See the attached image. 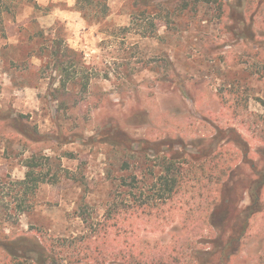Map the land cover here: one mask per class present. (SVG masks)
Returning <instances> with one entry per match:
<instances>
[{
  "label": "rangeland",
  "instance_id": "1",
  "mask_svg": "<svg viewBox=\"0 0 264 264\" xmlns=\"http://www.w3.org/2000/svg\"><path fill=\"white\" fill-rule=\"evenodd\" d=\"M259 1L0 0L4 233L32 237L38 228L84 246L112 209L99 244L134 264H264V192L242 244L228 245L236 201L251 203L245 186L234 185L253 180L245 158L264 168ZM221 5L245 13L247 23L233 28ZM74 61L80 65L64 86L61 67ZM170 155V178L184 183L174 195L161 185ZM29 162L45 184L22 183ZM235 166L243 167L230 182ZM218 182H229V202L211 222ZM162 197L146 213L129 209Z\"/></svg>",
  "mask_w": 264,
  "mask_h": 264
},
{
  "label": "trees",
  "instance_id": "2",
  "mask_svg": "<svg viewBox=\"0 0 264 264\" xmlns=\"http://www.w3.org/2000/svg\"><path fill=\"white\" fill-rule=\"evenodd\" d=\"M253 2V1H252ZM251 2V3H252ZM254 3V2H253ZM255 4V3H254ZM255 7V5H253ZM257 6V5H256ZM264 6V0H260L258 2V6L254 10V13L260 12L261 7ZM254 7L251 6L253 9ZM221 9V19L226 17V14L229 15L228 17L230 20L235 23L233 26L236 27V25L240 22L247 23V15L243 12H237L233 11L230 8H224V6H220ZM253 14V10L251 12ZM0 21H2V18L0 16ZM244 34L248 33V30H243ZM67 52L74 53V56H77V52L71 50L70 48H66ZM56 52H54L55 54ZM69 65H63L62 71L65 72L67 75V80L63 81V85L66 86L68 82H70L73 78H70V73L72 70L77 71L78 66L80 65V62H68ZM84 91L88 89V84L90 83L89 77L85 80L84 79ZM19 134L29 137L31 134L30 130H25V132L17 128L16 130ZM30 139V138H28ZM214 141V140H213ZM212 141V142H213ZM213 145H211L212 147ZM209 152H212V150L209 148ZM207 150V151H208ZM206 151V150H205ZM258 152V151H257ZM213 153V152H212ZM261 154H264V149L260 150ZM167 157V155L165 156ZM169 164L167 165L166 172L168 173L165 177L161 178V185H163V190L168 192L169 195L177 194L178 191L182 190L183 182H181L180 178L174 179L170 178L169 173L171 172V168L175 165V160L172 155L169 156ZM244 164H247L252 173L254 174L253 180L251 179H245L247 176H243L240 178V181L237 179L234 183V185L237 186V184L241 186H245L243 190H241L243 193L245 192L249 194L251 203L247 205L246 207H241L242 203L244 202V199L237 200L235 205L237 206V212H236V218L235 222L232 228V233L228 239V245L232 246L234 243L236 245H241L244 238L247 236V234L250 231L251 228V222L254 219L255 216L260 214L263 210V192H264V168L263 170H258L255 164L248 163V160L245 158ZM29 167V172L27 173L26 179L22 182L23 184L27 185L28 188H31V186L36 183H46L44 180H42L40 177L37 176L34 164L32 162H29L27 165ZM224 168L230 167V166H222ZM243 166H235L232 167V170H229V180L232 182L235 179L236 172L241 169ZM229 182L220 183L218 182L217 185L221 186V196H217L214 198L211 202V206L213 208L210 220L213 222V219H215L216 215H221L220 217H224L225 214L221 213L223 206L225 203H228L229 201L225 200L224 192L227 189ZM238 188H235V192L240 193ZM163 199H158L155 203L156 204H135V207L140 209L143 213H146L147 209H152L156 207L158 204V201H161ZM116 217V213L112 209L107 214L105 221L102 224H98V230L99 233L97 235L96 230V237L91 238L89 240V237H86L84 240H86V245L79 247L75 246L78 245V240L76 239H69L68 238H60L53 236L49 234V232H43L40 229L36 228L34 231V236H19L14 238H9L2 228L0 227V248L3 249L4 255L7 257L6 263L9 264H22L28 261H32L33 264H42L46 263L47 260L52 261H60L61 259L65 260L67 264H108L109 260L108 257H112L111 260H114V262L122 261L124 264H134V257H130L127 261V258L125 257L124 252H119V255L113 256V254L110 253L108 249L105 247L100 246L99 239L100 235H107L109 229L113 226L110 223V220L113 219V217ZM60 243H59V242ZM75 246V248H74ZM34 254L37 256V259H34L30 256V254ZM230 256H227V258ZM232 258V257H231ZM230 258V259H231ZM119 260V261H118Z\"/></svg>",
  "mask_w": 264,
  "mask_h": 264
}]
</instances>
